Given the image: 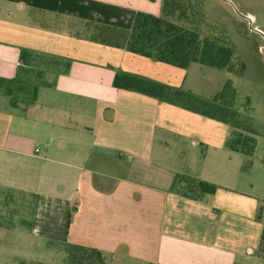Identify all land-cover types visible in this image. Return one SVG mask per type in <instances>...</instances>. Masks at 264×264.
<instances>
[{"label":"crops","instance_id":"crops-1","mask_svg":"<svg viewBox=\"0 0 264 264\" xmlns=\"http://www.w3.org/2000/svg\"><path fill=\"white\" fill-rule=\"evenodd\" d=\"M160 7L0 0V184L24 157L59 164L45 177L59 186L49 193L73 203L63 242L109 261L264 264L262 199L227 185L248 159L226 147L229 126L201 110L226 74L92 38L102 25L130 30L138 13ZM116 75L130 83L116 88ZM32 138L41 145L27 152ZM178 177L216 190L184 196L172 189Z\"/></svg>","mask_w":264,"mask_h":264},{"label":"rangeland","instance_id":"rangeland-1","mask_svg":"<svg viewBox=\"0 0 264 264\" xmlns=\"http://www.w3.org/2000/svg\"><path fill=\"white\" fill-rule=\"evenodd\" d=\"M189 1L202 30L220 37L232 50L231 68L223 72L236 92L235 119L250 126L248 137L255 142L248 162L237 167L227 185L258 195L264 204V0ZM35 144L41 145L38 139L29 140L27 152ZM49 164L24 157L23 168L0 184V264H129L63 242L73 203L67 195L52 194L59 186L45 176L52 170L53 178L59 175L60 165ZM262 218L264 222V213ZM263 249L264 244L259 255Z\"/></svg>","mask_w":264,"mask_h":264},{"label":"trees","instance_id":"trees-1","mask_svg":"<svg viewBox=\"0 0 264 264\" xmlns=\"http://www.w3.org/2000/svg\"><path fill=\"white\" fill-rule=\"evenodd\" d=\"M92 38L101 44L126 48L133 53L183 68L190 63H198L222 72H229L231 68L232 50L223 39L202 30L200 20L197 19L189 0H161L158 16L138 13L130 30L98 26ZM125 83H130L128 77L115 76L113 85L116 88L125 87ZM235 96L231 80L226 79L214 97L201 99V110L229 126L230 136L225 143L229 150L251 157L255 142L248 137L250 126L240 124V121L235 119ZM205 106L208 108H204ZM172 189L182 192L184 196L198 198L203 194L214 193L216 186L204 181L178 177ZM262 244L264 231L258 249ZM89 251L99 254L93 250ZM260 256L264 258V249Z\"/></svg>","mask_w":264,"mask_h":264},{"label":"water","instance_id":"water-1","mask_svg":"<svg viewBox=\"0 0 264 264\" xmlns=\"http://www.w3.org/2000/svg\"><path fill=\"white\" fill-rule=\"evenodd\" d=\"M223 1H226V0H223ZM240 15H241V14H240ZM241 16L244 17V18H246V19L248 20V22L251 23V20H250L249 17H247V16H243V15H241ZM253 30L256 31L257 33L263 35L260 31H257V30H255V29H253ZM263 37H264V35H263Z\"/></svg>","mask_w":264,"mask_h":264}]
</instances>
